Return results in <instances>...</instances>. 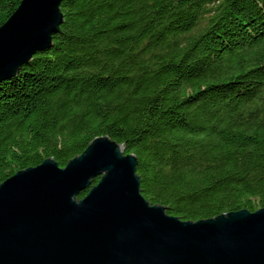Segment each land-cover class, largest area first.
<instances>
[{
	"label": "trees",
	"instance_id": "obj_1",
	"mask_svg": "<svg viewBox=\"0 0 264 264\" xmlns=\"http://www.w3.org/2000/svg\"><path fill=\"white\" fill-rule=\"evenodd\" d=\"M21 1L0 0V27ZM61 12L52 48L0 83V184L49 158L65 168L108 136L170 216L264 208V0H65Z\"/></svg>",
	"mask_w": 264,
	"mask_h": 264
},
{
	"label": "water",
	"instance_id": "obj_2",
	"mask_svg": "<svg viewBox=\"0 0 264 264\" xmlns=\"http://www.w3.org/2000/svg\"><path fill=\"white\" fill-rule=\"evenodd\" d=\"M64 1L22 0L0 27V83L52 48ZM137 165L102 136L65 168L49 158L8 178L0 264H264V208L182 221L145 199Z\"/></svg>",
	"mask_w": 264,
	"mask_h": 264
}]
</instances>
